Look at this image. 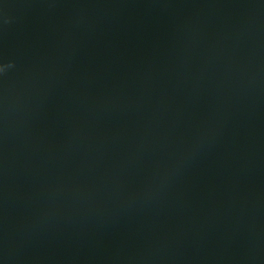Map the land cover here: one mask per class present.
Wrapping results in <instances>:
<instances>
[{"label":"water","instance_id":"water-1","mask_svg":"<svg viewBox=\"0 0 264 264\" xmlns=\"http://www.w3.org/2000/svg\"><path fill=\"white\" fill-rule=\"evenodd\" d=\"M0 264H264V0H0Z\"/></svg>","mask_w":264,"mask_h":264}]
</instances>
